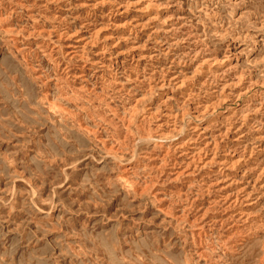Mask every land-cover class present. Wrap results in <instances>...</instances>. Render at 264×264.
Returning <instances> with one entry per match:
<instances>
[{"label": "clouds", "instance_id": "obj_1", "mask_svg": "<svg viewBox=\"0 0 264 264\" xmlns=\"http://www.w3.org/2000/svg\"><path fill=\"white\" fill-rule=\"evenodd\" d=\"M0 264H264V0H0Z\"/></svg>", "mask_w": 264, "mask_h": 264}]
</instances>
